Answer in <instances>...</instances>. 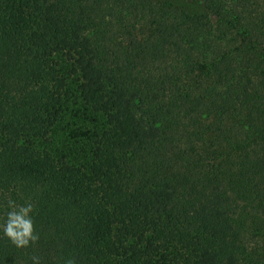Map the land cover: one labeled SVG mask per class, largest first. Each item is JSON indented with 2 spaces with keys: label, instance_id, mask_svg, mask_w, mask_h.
<instances>
[{
  "label": "trees",
  "instance_id": "obj_1",
  "mask_svg": "<svg viewBox=\"0 0 264 264\" xmlns=\"http://www.w3.org/2000/svg\"><path fill=\"white\" fill-rule=\"evenodd\" d=\"M73 77L102 120L51 152ZM9 200L0 264H264V0H0Z\"/></svg>",
  "mask_w": 264,
  "mask_h": 264
},
{
  "label": "clouds",
  "instance_id": "obj_2",
  "mask_svg": "<svg viewBox=\"0 0 264 264\" xmlns=\"http://www.w3.org/2000/svg\"><path fill=\"white\" fill-rule=\"evenodd\" d=\"M33 214L32 203L18 204L9 200L6 216L0 220V238H7L17 249L34 245L39 237L34 229ZM31 260L32 264H40L36 256L31 257Z\"/></svg>",
  "mask_w": 264,
  "mask_h": 264
},
{
  "label": "rangeland",
  "instance_id": "obj_3",
  "mask_svg": "<svg viewBox=\"0 0 264 264\" xmlns=\"http://www.w3.org/2000/svg\"><path fill=\"white\" fill-rule=\"evenodd\" d=\"M69 80V92L67 97V103L64 107V116L56 132L53 133L52 141L48 144L47 149L51 152H56L62 148L65 144H68V138L66 131L74 128H91L90 118L97 117L102 120L99 116H94L85 110L84 105L78 101L76 94L75 78ZM89 117V118H88Z\"/></svg>",
  "mask_w": 264,
  "mask_h": 264
}]
</instances>
